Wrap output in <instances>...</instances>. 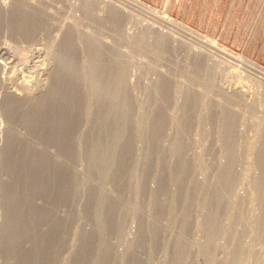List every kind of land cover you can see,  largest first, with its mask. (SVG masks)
<instances>
[{"label":"rangeland","instance_id":"1","mask_svg":"<svg viewBox=\"0 0 264 264\" xmlns=\"http://www.w3.org/2000/svg\"><path fill=\"white\" fill-rule=\"evenodd\" d=\"M32 1H0L2 11L6 10L7 7L9 8L13 3L19 6L22 5V8L26 5V11L31 8L29 10L31 13L36 15V17L42 16L43 18L38 19L39 28L37 27L31 39L26 38L25 35L23 36L18 32L6 29L5 26L8 24L10 18L8 15L9 12L3 13L0 19V264H10V261L11 264H87V260H84L87 256L86 254L91 250V242L97 241L99 235L124 234L127 239L134 236L133 231H136L138 226L140 227V217L138 218L132 215L133 207L131 205L139 203L142 205L140 208H142V203L144 202L158 203V201L167 199V195H155L151 198L148 194L168 187V185L170 186V184L164 183L167 182L165 178L169 177L170 173L176 174L178 172L185 174V176L187 175L192 182L190 184L191 186L196 185L197 188L204 186L208 189V197L205 195V198L204 195L198 194L195 196V202H193L194 204L204 202L203 204L205 205L196 206L193 204L191 214L188 217H190V225L193 228L203 226L206 223L208 225L211 219L216 220V222L213 221L215 225L214 232L207 233L211 235L210 237H213L210 241L220 243L222 246L220 249L209 251L212 257L215 258L216 263L228 264L229 252L231 253V251L235 250L233 246L238 244L241 245L238 250L240 252L242 250L243 253L241 252V254L235 255L234 257L239 259V264H264V202L258 195V180L260 177H264V165L257 162L259 159L256 156V146L260 144L261 138L264 136V71L247 62L251 61L264 68V0H159L165 4L174 5L172 9H159L155 4L141 0L159 12H165L172 18L200 32L202 35L208 36L209 42L226 48L235 56L214 52L192 37H181L171 32H164L166 39L163 43H158L157 33L161 31L158 29L160 25L154 23L145 14L130 9L114 0L111 1L112 4H116L115 6L117 7L121 4L119 8L121 7L130 15L129 18L115 25L105 23L99 14H96V10L92 11V9H89V12L82 0ZM103 5L105 8L102 13L104 14V18L106 17L107 19L106 13L108 9H106V4ZM31 6H34V8ZM41 7V10L44 11L43 13L39 9ZM35 8H38V14L35 13ZM44 13L46 15L48 14L47 16L45 15V18H48H44ZM94 14L95 16H92ZM122 22L125 23L123 24ZM74 27L75 29L73 30ZM145 29H148L150 33L146 37L141 36L139 38V34ZM70 33L72 35L71 37H73V54L71 58L73 62H76L80 66L79 68L83 67L85 62L87 48L84 46L88 40L89 44L93 43V45L107 50L111 49V51H105L103 53L104 55L106 53L105 56L100 55L101 63L113 64L118 62L122 67L124 82V84L122 83V87H124L119 88L121 91L120 94L119 92L115 94V100L112 101L114 102V107H120V102L124 101L127 105L129 104L130 107L127 106L129 108L134 105L132 106V110L135 116H132V118H135L137 116L136 114H140L141 112L140 115L143 114V117L147 115V117L156 118V120L160 119L158 121H161L159 122L160 124L158 123L157 136L155 137L158 140L154 144L149 141L151 136L149 132L147 133L148 130L142 133L140 135L141 137H138L135 135L134 130L128 127L127 130L129 131H126V135L122 141L125 143H122L123 146H125L124 148L121 146L123 150H126L127 154L125 153L124 156L123 153L125 151L121 150L123 153L116 155V161L111 164L108 177L105 180L102 179V181L98 177L96 168L88 160L90 149L95 144V142L92 143L93 145L91 144L92 139H96L98 134H100L99 126L97 125V116L93 113L87 119L80 107L83 105V102L76 101V103L81 104H78L80 110L77 111H80L79 114H76L78 112L75 111V113L70 114L73 117H70L69 114V117H67V114L61 117L58 124L60 125L61 123V127L56 125L60 129L58 127H56L58 129L55 127L50 129L48 126L44 127L41 122V124H34L35 126L31 123L33 126H30L28 124L30 120L25 122V114L29 111L31 104L28 105L23 100H17L18 98H14V101L12 100L14 102L12 113L7 112L4 103L7 100V95H9L8 92L12 90L19 89L18 91L22 92L21 94L24 97L25 95L27 97H37L45 91L46 86L52 80L50 72L56 64L54 51L53 53L51 52L53 49L51 45L54 42V45H56ZM93 34L98 36H94ZM91 36L96 38L94 39ZM76 37H79L78 39L80 41L78 42L79 44L75 43V45L74 38L76 39ZM90 38L93 40L91 41ZM96 39L100 42L97 43ZM115 49L122 50L117 51ZM112 50L117 53L119 52V54L122 52L124 54H120L122 56H116L117 54H113ZM111 57L113 61L109 60ZM53 63L55 64L53 65ZM81 79L82 81L79 80L77 85L80 87L82 85L87 86L88 84L86 82L84 83L87 76L84 75ZM16 83H18V86ZM114 89L109 88L112 91H119V89ZM189 91L190 93L192 92L191 94L196 93L195 99L192 98L190 100L187 96ZM79 97H83L81 93L78 94L77 100L80 99ZM90 97L88 101L90 103L92 102L91 104L95 107L99 98L97 93L93 92ZM116 98H119L121 101L119 99L117 101ZM24 105L26 108L24 107L22 109ZM224 107L226 109L232 108L236 116L234 136L237 147H231L234 152L230 150L225 138L218 137L217 135L219 127L215 122V115L225 116L222 112L225 109ZM71 119L72 121L70 122ZM40 125L42 126L40 127ZM54 128L55 130H53ZM16 131V136L15 134L14 136L12 135L13 139H11V133H15ZM74 133L81 134V153H78L77 146L72 140V137L75 136ZM176 138L183 142V154L184 158H186L184 163L178 162V156L168 154V150L173 148V142L174 140L176 141ZM136 139L137 141L135 142ZM28 142H31V146L34 149L30 150L27 158H22L27 161L30 159V162L23 161L21 160L22 158H19L22 156V148ZM10 144L13 146L10 147ZM16 144L21 148L20 150L19 147H16ZM128 147L131 149H128ZM252 147L253 149L256 148L253 150L251 149ZM139 154L141 155V161L139 163L132 162V157H139ZM10 155L12 156L10 157ZM32 155L36 157L35 162H33L34 157ZM12 157L14 160H12ZM21 163L23 164L20 165ZM25 166L30 171L29 174L26 173V177L22 172L26 168ZM230 169L234 173H232L230 182L224 184V181L221 180L223 176L220 174L221 170L224 172ZM75 171L78 174L76 176L79 182L85 188L79 187V190L75 187H73L74 189L72 188L74 181L73 174ZM94 172L95 175L93 176ZM97 180L101 181V184ZM26 185L30 187H26ZM99 186H102L103 193L105 192L104 194H107L105 197L103 194L100 195L98 193ZM178 186L176 183H172L170 187L178 188ZM24 187V191L29 188V201L31 202L32 200V203L28 202L26 207L28 200L25 198L23 201L26 202H22L25 206L23 204L22 206L27 208L28 212H32L28 213V216H32V218L25 217L27 216V211L23 213L16 211V214L13 211L16 206L15 203H17V198H14L15 195L17 196L16 192H20ZM80 189L84 190L82 191ZM210 189L213 190L211 191ZM222 190L225 191L220 193ZM136 192L138 193L136 194ZM214 192H217L219 198L215 196L216 194ZM7 196H9V199L6 198ZM178 199L175 198V200ZM123 203H127V206L123 208L125 211L123 210V212L118 214L117 210H119V206ZM226 203H228L227 208L224 207ZM104 204H110V206H105ZM212 204H216L217 208L215 209L216 206H212ZM210 207L216 212H213V209ZM24 208L23 210H25ZM222 208L228 210V212L226 214L225 212L222 213L224 211ZM177 209L179 211V208ZM231 210L233 212H230ZM34 211L35 216L33 215ZM106 211H109V213L107 214ZM208 212L209 214L212 213L213 216L207 215ZM214 213L218 218L216 216L214 218ZM229 213L234 214L233 216L230 215L232 219H230ZM10 216L12 218L15 217V219H12ZM151 216H153V213H151ZM175 216H177L175 224L179 225L180 222L178 221L179 219L181 220V215L177 212ZM119 218L126 220L125 226L113 228L112 225ZM209 218L211 219L208 221ZM9 219H12L10 221H13L14 227L16 225L18 228H12L13 226L11 225V227L7 226L3 229V224L9 222ZM18 220L20 222L19 225L15 224L18 223ZM26 220H29L28 224L30 223V226L27 225ZM162 221H164V218ZM23 222H25V225ZM28 226L29 229L26 230ZM33 226H37L35 228L38 230L36 231ZM140 228L153 230L145 227ZM185 229L184 232L186 233L196 231L189 230L190 227ZM235 232H237V236L233 237ZM18 234L21 237L24 235L25 238L23 237L21 239ZM30 238H33V244L31 243V245L30 242H26L30 241ZM115 238L113 243L119 242V239ZM121 239L123 240V237ZM17 241L22 243L18 244ZM36 245L38 246L36 247ZM124 252L126 253V250L123 251V254ZM35 253L38 255L36 256ZM12 255L13 260L9 258ZM28 255L32 259L30 257L28 258Z\"/></svg>","mask_w":264,"mask_h":264},{"label":"bare ground","instance_id":"2","mask_svg":"<svg viewBox=\"0 0 264 264\" xmlns=\"http://www.w3.org/2000/svg\"><path fill=\"white\" fill-rule=\"evenodd\" d=\"M1 1V0H0ZM8 1V0H7ZM15 1V0H14ZM27 1V0H25ZM32 1V0H31ZM37 1V0H35ZM46 1V0H45ZM84 3H85V6L87 8V10L89 9H92V11L96 10V14H99L100 18H102V20L108 24H112V25H115L117 24L118 22H121L122 20H126L127 18H129V14L126 13L125 10H123L121 7L119 8V6H121V4H124L126 7L130 8V9H134L140 13H143L145 14L148 18H150L151 20H153L154 23H157L158 25H160V27H158L160 33H157L158 35V43H163L164 40L166 39L165 37V34L164 32H167V33H175V34H178L179 36L181 37H192L194 38L196 41H198L200 44H202L203 46H207L208 48H210L211 50H213L214 52H218V53H222V54H226V55H232V56H235L233 53L229 52L226 48L224 47H220L218 46L217 44H213L211 42H209V39L207 38L208 36H204L202 35L200 32L196 31L195 29L191 28L190 26L186 25L185 23L181 22V21H178L174 18H172L170 15H168L167 13L165 12H159L157 9H155L154 7L152 6H149L147 3L141 1V0H114V1H117L119 3H121L118 7L115 6L116 4H112L111 1L113 0H82ZM33 2V1H32ZM31 2V3H32ZM116 2V3H117ZM36 3V2H35ZM39 3V2H38ZM37 3V4H38ZM41 3V2H40ZM44 3V2H43ZM118 3V4H119ZM4 4V3H3ZM11 4V3H10ZM30 4V3H29ZM28 4V5H29ZM103 4H106V9L107 10V19L106 17L104 18V14L102 13L104 11V8L105 6ZM117 4V5H118ZM2 4H0V19H1V15L5 12H9L8 15H9V22L8 24L5 26L7 30L9 31H15V32H18L19 34L21 35H25L26 38L28 39H31L32 38V35L36 32V29L38 27V22L39 20L38 19H41V17L34 15L33 13H31L29 10H31V8L28 9V11H26V5H24L22 8V5L19 6L17 4H14L11 5L9 8L7 7L6 10L2 11L1 9V6ZM5 5V4H4ZM40 5V4H39ZM38 5V6H39ZM50 5V4H49ZM35 6V5H34ZM34 6L32 8H34ZM42 6V5H41ZM30 7V6H29ZM36 7V6H35ZM45 8V7H44ZM43 8V10H44ZM85 8V9H86ZM125 8V7H123ZM127 8V9H128ZM4 9V8H3ZM36 9V8H35ZM34 9V10H35ZM38 9V8H37ZM36 9V12L38 14V10ZM40 10L42 9L39 8ZM47 10V9H45ZM55 10V8H54ZM42 11V10H41ZM53 11V10H52ZM106 11V10H105ZM33 12V11H32ZM44 11H42L43 13ZM90 12V10H89ZM99 12V13H98ZM40 13V12H39ZM41 13V14H42ZM54 13V12H53ZM92 13V12H91ZM90 13V14H91ZM40 14V15H41ZM51 14V13H49ZM45 13H44V18H45ZM48 15V14H47ZM46 15V16H47ZM55 15V14H54ZM62 15V14H61ZM52 16V14H51ZM50 16V18H51ZM59 16V15H58ZM92 16H95L92 15ZM39 17V18H38ZM48 18V17H46ZM45 18V19H46ZM68 18V17H67ZM94 18V17H93ZM97 18V17H96ZM99 18V17H98ZM43 19V18H42ZM66 19V18H65ZM70 19V18H69ZM64 20V19H63ZM42 21V20H41ZM54 21V20H53ZM68 21V20H67ZM71 21V20H70ZM69 21V22H70ZM100 21V19H99ZM102 21V22H103ZM50 22V21H49ZM48 22V23H49ZM55 22V21H54ZM73 22V21H72ZM101 22V21H100ZM1 23V22H0ZM42 23H45V22H42ZM60 23V22H59ZM123 23V22H122ZM125 23V22H124ZM123 23V24H124ZM41 24V23H40ZM51 24V23H50ZM54 24V23H53ZM65 24V23H64ZM68 24V23H67ZM121 24V23H120ZM44 26V25H43ZM60 26V25H59ZM71 26V25H70ZM73 26V25H72ZM118 26V25H117ZM76 27V26H75ZM75 27L73 28V30L75 29ZM103 27V26H102ZM101 27V28H102ZM39 28V27H38ZM42 28V27H41ZM88 28V27H87ZM123 28V26H122ZM46 29V28H44ZM63 29V28H62ZM61 29V31H62ZM77 29V28H76ZM91 29V28H90ZM112 29V28H111ZM57 30V29H55ZM88 30V29H87ZM104 30V29H102ZM39 31V30H38ZM64 31V30H63ZM100 31V30H99ZM113 31V30H112ZM122 31V30H121ZM51 32V31H50ZM66 32H69V31H66ZM73 32V31H72ZM87 33V31H85ZM97 32V31H96ZM84 33V32H83ZM85 33V34H86ZM150 32L148 31V29H145L143 32H141L139 35V38L142 37H146ZM68 34V33H67ZM88 34V33H87ZM92 34V33H91ZM109 34V33H108ZM17 35V34H16ZM64 35V34H62ZM76 35V34H75ZM83 35V34H82ZM94 35V34H93ZM96 35V34H95ZM94 35V36H95ZM18 36V35H17ZM59 36V35H58ZM61 36V35H60ZM69 36V37H68ZM67 37H64L63 40H60V42H58L56 45H54V43L51 45V47L54 49H52V53L54 51V58L56 59V64L53 63V65L55 64V67H53L54 69L51 70L50 72V76H51V82L49 83V85L46 86V89L45 91L42 92V94L40 96H31V97H27V95L22 96V92H19L17 90H12V91H9V95H7V100L4 102L5 103V107L7 108V112L8 113H12V110H13V101H14V98H18L17 100H23L24 102H26L28 105H30L29 107V111L27 112L26 117H25V122L29 121V125L30 126H33L34 124L36 125L37 123L39 124H43L44 127L48 126V128L52 129L53 127H58L60 125H62L60 123L59 124V121L61 120V117L64 115V114H67V117H73L72 114L73 112L75 113V111L77 110H80L79 105H81L80 103H76V101H79V102H83V105L80 106L81 109H82V112L86 115L85 117L88 119L90 117H88L90 114L92 115L93 113H95V115L97 116V125L99 126V133L98 134V137L96 139H92V143L95 142V144L93 145V147L90 149V153H89V156H88V160L89 162L92 163V165L96 168V172L98 174V177L103 180H105L107 177H108V174H109V171H110V168H111V164L114 163L116 161V155L119 153H123L122 151H125L123 154L125 156V153L127 154L126 150L122 149L121 146H123L122 142L124 140V137L126 135V131H129L127 130L128 127H131L133 130H134V133L136 136L138 137H141L140 135H142V133H144L145 131H147V133L149 132L150 133V138H149V141H151L153 144L158 140L155 139V137L157 136V129H158V123L161 122V121H158L160 119H157L156 118H151V117H146L144 118L140 112V114H136L137 116L135 118H132V116H135L133 114H135L132 110V105L131 108H129V104L127 105V103H125L124 101L122 102L119 98H116L117 101L118 99L121 101V106L116 108V106L114 107V102H112L113 100H115V94L117 92H119L120 94V87H122V83L124 84L123 82V69L122 67L117 63H111V64H104L103 62L101 63L100 62V55H104L103 53L106 51H111V49L107 50L105 48H102L100 46H96V45H93V43H85V48H87V55L85 57V62H84V65L83 67L79 68L80 66L76 63V62H73L72 61V54H73V37H71V33L68 35ZM79 36V35H78ZM81 36V35H80ZM86 36V35H85ZM83 36V37H85ZM89 36V35H88ZM87 36V38H88ZM98 36V35H96ZM109 36V35H108ZM43 37V36H42ZM92 37V36H91ZM107 37V36H106ZM79 38V37H78ZM76 37V39L74 38V44L77 43L79 44L78 42L80 41ZM82 38V37H81ZM80 38V39H81ZM94 38V37H92ZM92 38L91 41L93 40ZM96 38V37H95ZM94 38V39H95ZM58 39V38H57ZM86 39V37H85ZM84 39V40H85ZM83 40V41H84ZM16 41V40H15ZM18 41V40H17ZM87 41V40H86ZM90 41V42H91ZM97 43H99L100 41L97 40ZM105 41H107L105 39ZM82 42V41H81ZM80 42V43H81ZM95 43V41H94ZM24 44V43H23ZM96 44V43H95ZM108 44V43H107ZM42 45V44H41ZM76 45V44H75ZM81 45V44H80ZM122 45V44H121ZM113 46V45H112ZM115 46V45H114ZM128 46V45H127ZM106 47V45H105ZM130 47V46H129ZM135 47V46H134ZM115 48V47H114ZM119 48V47H118ZM133 49V48H132ZM24 50V49H23ZM33 50V49H32ZM117 50V49H115ZM119 50H122V49H119ZM117 50V51H119ZM44 51V50H43ZM102 51V52H101ZM114 50H112V53L113 54H117L116 56H122L120 54H124L123 52L119 54V52L117 53H114L113 52ZM38 53V52H37ZM112 54V55H113ZM106 55V53H105ZM104 55V56H105ZM111 55V53H110ZM15 56V55H14ZM20 56V55H19ZM53 56V55H52ZM109 56V55H108ZM40 57V56H39ZM110 57V56H109ZM113 57V56H112ZM112 57L109 59V60H112ZM106 58V57H105ZM119 58V57H118ZM126 58V57H125ZM240 58V57H239ZM121 59V57H120ZM120 59H116V60H120ZM128 59V58H126ZM242 59V58H241ZM104 60V59H102ZM244 60V59H243ZM54 61V60H53ZM113 61V60H112ZM124 61V60H123ZM105 62V61H104ZM108 62H111V61H108ZM251 64H253L254 66H256L257 68L261 69L264 71V68L260 67L259 65L257 64H254L252 63L251 61H247ZM107 63V62H106ZM120 63V62H119ZM129 63V62H128ZM52 64V63H51ZM117 64V65H116ZM39 67V66H38ZM126 69V68H125ZM8 71V70H6ZM5 71V72H6ZM49 72V71H48ZM125 73V72H124ZM2 75V74H1ZM14 75V74H13ZM71 75H73L71 77ZM87 76V79H85L84 83L86 82V84H88L87 86L86 85H82V87L78 86L77 84L79 83V80L82 81V77L83 76ZM10 78H12L11 76H9ZM28 77V76H27ZM81 77V78H80ZM20 78V77H19ZM4 80V79H3ZM19 80V79H18ZM5 81V80H4ZM13 82V81H12ZM18 82V81H17ZM22 82V81H21ZM26 83V82H25ZM46 83V82H45ZM10 84V83H9ZM18 83H16L17 85ZM23 84V83H22ZM33 84V83H32ZM5 85V84H4ZM24 85V84H23ZM31 85V84H29ZM15 86V84H14ZM18 86V85H17ZM157 86V85H156ZM112 87V88H111ZM116 89H114V88ZM124 87V86H123ZM122 87V88H123ZM26 88V87H25ZM29 88V87H28ZM27 88V89H28ZM110 89H114V90H117L119 89V91H112V90H109ZM155 88V87H154ZM158 88V86H157ZM24 89V88H23ZM32 89V88H31ZM10 90V89H9ZM22 90V89H21ZM123 90V89H122ZM112 91V92H111ZM24 92V91H23ZM93 92L97 93L98 95V100H97V105L94 107L90 101H88V98H91L90 95L93 94ZM154 92V91H153ZM194 92V91H193ZM6 93V91H5ZM25 93V92H24ZM36 93V92H35ZM41 93V92H40ZM81 93V97L83 99L80 100H77L78 98V94ZM124 93V92H123ZM122 93V95H123ZM192 93V92H191ZM190 91L188 92L187 96L190 98V100L193 98L195 99L196 98V93L195 94H191ZM221 93V92H220ZM26 94V93H25ZM29 94V93H28ZM125 94V93H124ZM161 94V93H160ZM118 95V94H117ZM30 96V95H29ZM80 96V95H79ZM119 96V95H118ZM125 96V95H124ZM123 97V96H122ZM126 97V96H125ZM97 98V97H96ZM114 98V99H113ZM156 98V97H155ZM125 99V98H124ZM160 99V98H159ZM158 99V100H159ZM13 100V101H12ZM126 100V99H125ZM231 101V100H230ZM21 103V102H20ZM19 103V104H20ZM118 103V102H117ZM226 103V102H225ZM95 104V103H94ZM21 105V104H20ZM116 105V104H115ZM16 106H18L16 104ZM129 106V107H127ZM158 106V105H156ZM229 106V105H228ZM19 107V106H18ZM24 107L26 108V106L24 105L22 109H24ZM95 110H94V108ZM142 107V106H141ZM16 108V107H15ZM14 108V110H15ZM139 108V107H138ZM225 108V107H224ZM28 109V107H27ZM143 109V108H142ZM232 108H225L222 112L225 114V116L221 117V116H216L215 115V122L217 124V126L219 127L218 130H217V135L218 137H223L225 138V141L226 143L228 144V146L230 147V150H232V148H234L237 144H236V140H235V136H234V127H235V123H236V120H235V114L233 113V110ZM20 110V109H19ZM139 111V109H137ZM26 111V110H24ZM95 111V112H94ZM14 112V111H13ZM22 112V110H21ZM78 112V111H77ZM137 112V111H136ZM155 112L157 113V111L155 110ZM16 113V112H15ZM19 114V112H17ZM24 113V112H23ZM80 111L76 114H79ZM154 113V112H153ZM69 114V116H68ZM132 114V115H131ZM21 115V114H20ZM74 115V114H73ZM151 115V114H150ZM14 117V115H12ZM23 116V115H21ZM81 116V115H80ZM76 117V116H74ZM79 117V116H78ZM23 118V117H22ZM66 119V118H65ZM86 119V120H87ZM24 120V119H23ZM22 120V121H23ZM85 120V121H86ZM72 121V119L70 120V122ZM74 121V120H73ZM84 121V120H83ZM90 122V120H88ZM24 122V121H23ZM41 122V123H40ZM63 122V121H62ZM68 122V120H67ZM69 122V123H70ZM81 122V121H80ZM87 122V121H86ZM11 123V122H10ZM33 125H32V124ZM26 124V125H28ZM68 124V123H67ZM76 124V123H75ZM79 124V123H78ZM77 124V125H78ZM83 124V123H81ZM160 124V123H159ZM215 124V125H216ZM1 125V124H0ZM13 125V124H12ZM34 125V126H35ZM58 125V126H56ZM72 125V124H71ZM38 126V125H37ZM42 125H40L41 127ZM69 126V125H68ZM162 126V124H161ZM29 127V126H28ZM61 127V126H60ZM185 127V126H184ZM223 129H222V128ZM13 128V127H12ZM31 128V127H29ZM34 128V127H33ZM38 128V127H37ZM43 128V127H42ZM55 128L53 130H55ZM59 128V127H58ZM56 128V129H58ZM64 128V127H63ZM72 128V126H71ZM81 128V127H80ZM94 128V127H93ZM130 128V129H131ZM15 129V128H13ZM12 129V130H13ZM32 129V128H31ZM44 129V128H43ZM46 129V128H45ZM60 129V128H59ZM67 129V128H66ZM85 129V128H84ZM11 130V129H10ZM16 130V129H15ZM70 130V129H68ZM75 130V129H74ZM80 130V129H78ZM35 131V130H34ZM66 131V130H65ZM76 131V130H75ZM91 131V130H90ZM94 131V130H93ZM96 131V130H95ZM11 132V131H10ZM13 132V131H12ZM45 132V131H44ZM50 132V131H49ZM16 133H11V139H13L12 135L16 136ZM56 133V132H55ZM54 133V134H55ZM66 133V132H65ZM68 133V132H67ZM32 134V133H31ZM75 134V133H74ZM83 134V133H82ZM146 134V133H145ZM178 134V133H177ZM51 135V134H50ZM62 135V134H61ZM184 135V134H183ZM88 136V135H87ZM20 137V136H19ZM49 137V136H48ZM58 137V136H57ZM65 137V136H64ZM63 137V138H64ZM146 137V136H145ZM135 138V137H134ZM40 139V138H39ZM140 139V138H139ZM145 139V138H144ZM261 142L259 145H257V159H259L257 162L264 165V136L263 138H261ZM9 140V139H8ZM25 140V139H24ZM72 140L73 142L76 144V148L78 149V153H81L82 150L80 149L82 147V138H81V134L79 133H76L75 136L72 137ZM71 140V141H72ZM84 140V139H83ZM146 140V139H145ZM182 140V139H181ZM259 140V139H258ZM21 141V140H20ZM70 141V140H69ZM125 141H126V138H125ZM137 141V139L135 140V142ZM148 141V140H147ZM14 143V142H13ZM67 143V142H66ZM70 143V142H69ZM68 143V144H69ZM87 143V142H86ZM127 143V142H126ZM157 143V142H156ZM24 144V143H22ZM25 147L22 148L21 152H22V156L19 157V158H27L28 155L30 154V150L31 149H34L33 146H31V142L29 143H25ZM90 144V145H91ZM125 144V143H124ZM129 144V143H128ZM42 145V144H41ZM86 145V144H85ZM10 147L11 144L9 145ZM125 146V145H124ZM123 146V148H124ZM127 146V144H126ZM131 146V145H130ZM129 146V147H130ZM135 146V145H134ZM254 147V145H252ZM9 147V148H10ZM14 147H15V144H14ZM13 147V148H14ZM16 147H19L17 146L16 144ZM38 147V146H37ZM128 149H131L129 148ZM232 147V148H231ZM237 147V146H236ZM251 147V146H250ZM253 147L251 149H253ZM255 147V148H256ZM254 148V149H255ZM11 149V148H10ZM21 148L19 147V150ZM86 149V148H85ZM127 149V148H126ZM250 149V148H249ZM253 149V150H254ZM7 150V149H6ZM17 150V151H19ZM122 150V151H121ZM183 142L179 141L177 138H176V141L174 140L173 142V148H171L170 150H168V154H173V155H176L178 156V162L179 163H184L186 161V158H184V154H183ZM229 150V151H230ZM75 151V150H74ZM233 151V150H232ZM254 151V152H256ZM73 152V151H72ZM234 152V151H233ZM253 152V154H254ZM11 153V152H10ZM14 153V151H13ZM35 153V152H34ZM39 153V152H38ZM231 153V152H230ZM252 153V152H251ZM15 154V153H14ZM41 154V152H40ZM72 154V153H71ZM118 154V155H119ZM232 154V153H231ZM230 154V155H231ZM235 155V153H233ZM19 155V154H18ZM82 155V154H81ZM137 155V154H136ZM233 155V156H234ZM250 155V154H249ZM12 155H10L11 157ZM15 156V155H14ZM17 156V155H16ZM20 156V155H19ZM34 157V155H32ZM121 157H123L122 155H120ZM119 156V157H120ZM127 156V155H126ZM140 154H139V157L136 156V157H132V162L134 163H139L141 161L140 159ZM147 156V155H146ZM232 156V157H233ZM253 156V155H251ZM131 157V156H130ZM254 157V156H253ZM13 158V157H12ZM23 158L21 160H23ZM31 158V157H30ZM38 158V157H37ZM127 158V157H126ZM124 158V159H126ZM149 158V157H148ZM234 158V157H233ZM17 159V158H16ZM82 159V158H81ZM84 159V158H83ZM129 159V158H128ZM146 159V158H145ZM156 160V158H154ZM256 159V160H257ZM14 160V158L12 159ZM26 160V159H24ZM23 160V161H24ZM30 159H28L29 161ZM36 160V157H34V161L35 162ZM121 160V159H120ZM231 162H232V159L230 158ZM234 160V159H233ZM18 161H20V159H18ZM27 161V160H26ZM25 161V162H26ZM27 161V162H28ZM31 161V162H32ZM127 161V160H126ZM130 161V159H129ZM151 161V160H150ZM148 161V162H150ZM154 161V160H153ZM235 161V160H234ZM233 161V162H234ZM22 162V161H21ZM30 162V161H29ZM39 162V161H37ZM158 162V160H157ZM230 162V161H229ZM15 163V161H14ZM13 163V164H14ZM125 163V162H124ZM155 163V162H154ZM228 163V162H227ZM9 164V163H8ZM23 163H21L20 165H22ZM25 164V163H24ZM87 164V163H86ZM29 165V164H28ZM31 165V164H30ZM36 165V164H35ZM228 165V164H227ZM7 166V165H6ZM10 167V166H9ZM24 167V166H23ZM26 167V166H25ZM32 167V165H31ZM29 168V167H28ZM229 168V167H228ZM226 168V169H228ZM24 169V168H23ZM22 169V170H23ZM91 169H93L91 167ZM21 170V171H22ZM224 170H225V166H224ZM24 174H25V177H26V173L29 174V169H27V167L22 171ZM20 172V173H22ZM22 173V174H23ZM87 173V172H86ZM85 173V174H86ZM91 173V171H90ZM89 173V174H90ZM158 173V172H156ZM170 173V172H169ZM168 173V174H169ZM226 176H224L225 174ZM232 173H234L231 169L230 170H226L224 172H222L221 170V173L223 176L221 178V180L224 181V184H228L230 182V179L232 178ZM28 174H27V177H28ZM77 172L75 171L74 174H73V187H75L77 190H79V187L83 188V184L79 182L77 176H76ZM88 174V176H89ZM155 174V173H154ZM188 174V173H187ZM87 175V174H86ZM95 175V172L93 174V176ZM174 175V176H173ZM87 178V177H86ZM90 178V177H89ZM94 178V177H93ZM97 179V178H96ZM162 179H163V176H162ZM167 180V182H164L165 184H170V186L172 185V183H176L178 186V188H172L168 185V187H165V188H161L159 189V191L157 190L156 192L154 193H147L149 196H158V195H167V199L163 200V201H158L157 202H153V203H147V202H144L142 203L143 204V207L140 208L142 205L139 204V203H135L133 205H131L133 208H132V215H135L136 217H140L139 218V224H140V227H145V228H150V229H153V230H149V229H144V228H140L139 226L137 227L138 228V232L137 234L135 235V238L130 240V239H127L125 237V235H121V234H113V235H107V234H104V235H99L97 238V241H90L91 244H92V247L90 248L91 250L87 252V256L85 257V261L87 262V264H149L152 259L156 258L159 254H165L167 255V253H170V258L174 259L177 261V263L175 264H186V258H187V255L189 254L190 250L188 249V245L191 244V239L190 238H193L195 235H191V234H187L185 231V228H193L191 225H190V214H191V207L192 205L194 204L193 202H195V199L198 194L200 195H206L208 197V189L204 186H200V187H196L195 186H191L190 184L192 183L191 180L187 177V175L185 176V174H182L181 172H178L176 174L174 173H170L169 174V177H166L165 178ZM72 180V179H71ZM82 180V179H81ZM98 181V180H97ZM101 181H98L99 183ZM222 181V182H223ZM65 183V182H64ZM87 183V182H86ZM91 183V182H89ZM218 183V182H217ZM258 195L260 196V198L262 199V201L264 202V177H260V179L258 180ZM101 184V183H100ZM105 184V183H103ZM102 184V185H103ZM221 184V183H220ZM28 185V184H27ZM26 187H30V186H27ZM66 185V184H65ZM219 185V184H218ZM216 185V186H218ZM222 185V184H221ZM86 186V185H85ZM98 186V185H97ZM228 186V185H227ZM100 187V186H99ZM220 187V186H219ZM229 187V186H228ZM85 188V187H84ZM214 188H216L214 186ZM25 187L23 188V190H21L20 192H16L17 193V196L15 195L14 198H17V203L16 206L14 207V210L15 211V214H16V211L19 212V213H23V212H26L27 211V208H24L22 206V202H26V201H23L25 198L26 200H28L26 202V207H27V203L30 202V196H29V188L28 190L26 189L24 191ZM68 189V188H67ZM74 189V188H73ZM90 189V188H89ZM97 189V188H96ZM220 189V188H218ZM222 189V188H221ZM82 190V189H80ZM84 190V189H83ZM82 190V191H83ZM211 190V189H210ZM213 190V189H212ZM211 190V191H212ZM216 190V189H215ZM214 190V191H215ZM68 191V190H67ZM105 191V190H104ZM145 191V190H144ZM218 191V190H217ZM225 191V190H224ZM223 190L220 191V193L224 192ZM32 192V191H31ZM71 192V191H70ZM78 193V192H77ZM98 193L101 195L103 194V196L105 197V195L107 194H104L103 193V188L102 186L98 189ZM138 192H136L137 194ZM212 193V192H210ZM209 193V194H210ZM15 194V193H14ZM13 194V195H14ZM31 194V193H30ZM96 194V193H95ZM131 194V192H130ZM143 194V193H142ZM146 194V195H147ZM214 194H216L215 196H217V192H214ZM226 194V193H225ZM135 195V194H134ZM140 195V193H139ZM145 196V194H143ZM219 195V194H218ZM223 195V194H222ZM98 196V195H96ZM137 196V195H136ZM141 196V195H140ZM143 196V197H144ZM177 196V197H176ZM205 196V198H206ZM214 196V195H213ZM230 196V195H229ZM9 196H7L6 198H8ZM13 198V196H11ZM160 197V196H159ZM199 197V196H198ZM211 197V196H210ZM218 197V196H217ZM225 197V196H224ZM34 198V197H33ZM32 198V199H33ZM100 198H102L100 196ZM170 198V200H168ZM175 198H179L178 200H175ZM204 198V197H203ZM216 198V197H215ZM219 198V197H218ZM9 199V198H8ZM221 199V198H220ZM223 199V198H222ZM231 199V198H230ZM35 200V199H34ZM157 200V199H156ZM155 200V201H156ZM205 200V199H204ZM21 204H20V202ZM209 201V200H208ZM207 201V202H208ZM212 201V200H211ZM217 201V200H216ZM221 201V200H220ZM237 201V200H236ZM35 202V201H34ZM33 202V204H34ZM32 203V200L31 202ZM105 203V202H104ZM204 202L200 203V204H194V205H201V206H204L205 204H203ZM206 203V202H205ZM214 203V202H213ZM223 203V202H222ZM230 203V201H229ZM37 204V202H36ZM102 204V203H101ZM124 204V203H123ZM121 204L119 206V210H117V213L120 214L121 212H123V208L125 206H127V203H125L124 205ZM217 204V203H216ZM216 204H212V206H216ZM220 204V202H219ZM225 204V203H224ZM228 203H226V205L224 207L227 206ZM240 204V203H239ZM18 205V206H17ZM24 205V204H23ZM105 206H110V204H104ZM129 205V204H128ZM25 206V205H24ZM99 206V205H98ZM211 206V205H210ZM217 206L220 207V205L217 204ZM217 206L215 207V209L217 208ZM233 206V205H232ZM22 207V208H21ZM29 207V206H28ZM209 207V206H208ZM218 207V208H219ZM228 207V206H227ZM226 207V208H227ZM231 207V206H230ZM235 207V206H234ZM23 208L25 210H23ZM179 208V211L178 209ZM204 208V207H203ZM207 208V207H206ZM212 208V207H210ZM240 208V207H239ZM238 208V209H239ZM13 209V208H12ZM213 209V208H212ZM211 209V211H212ZM220 209V208H219ZM223 209V208H222ZM231 209V208H230ZM234 209V208H233ZM232 209V210H233ZM236 209V208H235ZM29 210V209H28ZM153 210V211H152ZM218 210V209H217ZM224 210V209H223ZM230 211V212H233V211ZM11 211V210H10ZM30 211V210H29ZM98 211V210H97ZM110 211V210H109ZM109 211H106V213L108 214ZM125 211V210H124ZM219 211V210H218ZM218 211H217V214H218ZM103 212V211H102ZM178 212V214L181 215V220L179 219L178 222L179 225H176L175 224V221H176V213ZM213 212H216L214 211L213 209ZM225 212H228V210H224L222 211V213ZM28 213H32V212H28L27 211V216L25 217H30L28 216ZM100 213V212H99ZM131 213V211H130ZM151 213H153V216H151ZM211 213V212H210ZM14 214V213H13ZM12 214V216H14ZM35 214V211L33 212V215ZM117 214V215H118ZM123 214V213H122ZM220 214V212H219ZM223 214V215H225ZM30 215V214H29ZM57 215V214H56ZM124 215V214H123ZM122 215V217H123ZM208 215L210 216H213V214H209ZM229 216L230 215H234V214H228ZM8 216V215H7ZM19 216V215H18ZM22 216V214H21ZM35 216V215H34ZM179 216V215H178ZM216 214L214 213V218H215ZM228 216V217H229ZM11 217V216H10ZM9 217V218H10ZM217 217V216H216ZM235 217V216H234ZM12 218V217H11ZM23 218V217H22ZM32 218V216L30 217ZM60 218V217H59ZM164 218V221H162ZM179 218V217H178ZM218 218V217H217ZM237 218V217H235ZM12 219H15L12 218ZM12 219H9V222L7 221H4V222H7L5 224H3L4 226L2 227L3 229H5L7 226H10L11 225L13 226L12 228H18L16 225L14 227V224L12 223L13 221H10ZM17 219V218H16ZM20 219V218H19ZM25 219V218H24ZM27 219V218H26ZM29 219V218H28ZM36 220V218H34ZM98 219V218H97ZM126 219V218H125ZM189 219V220H188ZM211 218L208 219V221L210 220ZM230 219L231 216H230ZM8 220V219H7ZM31 220V219H29ZM29 220H26L27 221V225L30 226V223L28 224V221ZM102 220V219H101ZM167 220V221H165ZM218 220V219H217ZM25 221V220H24ZM33 221V219H32ZM31 221V222H32ZM72 221V220H71ZM100 221V220H99ZM214 219L210 220L209 223H208V231L209 232H212L215 228V225L213 223ZM230 221V220H229ZM3 222V223H4ZM18 223H15V224H18L19 225V220L17 221ZM37 222V221H36ZM125 222L126 220L122 219V218H119L117 219V221H115V224L112 225L113 228H121V227H124L125 226ZM164 222V223H163ZM211 222V223H210ZM216 222V220L214 221ZM220 222V221H219ZM24 225H25V222H23ZM228 223V222H227ZM32 224V223H31ZM36 224V223H35ZM102 224V223H101ZM106 225V224H105ZM207 225V223L205 224ZM2 226V224H1ZM23 226V225H22ZM20 226V227H22ZM29 226L28 228L26 227V230L29 229ZM38 226V225H37ZM35 226V227H37ZM73 226V225H72ZM99 226V225H98ZM107 226V225H106ZM110 226V225H109ZM217 226V225H216ZM220 226V225H219ZM24 227V226H23ZM33 226V228H35ZM179 228V230L177 232H174L173 234L171 233H165L164 230L168 229V228ZM223 227V226H222ZM233 227V226H232ZM9 228V227H8ZM31 228V229H33ZM39 228V227H38ZM11 229V228H10ZM220 229V228H219ZM224 229V228H223ZM226 229H227V226H226ZM15 230V229H14ZM18 230V229H17ZM16 230V232H17ZM23 230V228H22ZM36 230V228H35ZM38 230V229H37ZM36 230V231H37ZM145 230V231H144ZM3 231H6V230H3ZM8 231V229H7ZM31 231H34V230H31ZM220 231V230H219ZM223 231V230H222ZM227 231V230H226ZM229 231V230H228ZM9 232V231H8ZM15 232V231H13ZM19 232V231H18ZM24 232H27V231H24ZM214 232V231H213ZM231 232V231H230ZM4 233V232H3ZM33 233V232H32ZM35 233V232H34ZM37 233V232H36ZM227 233V232H226ZM225 233V234H226ZM237 232H235L233 234V237L237 236L236 234ZM6 234V233H4ZM14 234V233H13ZM20 234V233H19ZM18 234V235H19ZM28 234V233H27ZM31 234V232H30ZM29 234V236H30ZM228 234V233H227ZM17 235V236H18ZM32 235V234H31ZM35 235V234H34ZM239 235V234H238ZM16 236V235H15ZM21 237V235H19ZM24 238L25 236L22 235ZM37 236V235H36ZM35 236V237H36ZM211 236V235H210ZM232 236V234H231ZM14 237V236H13ZM21 237V239L23 238ZM114 237H116L117 239H119V242H114L113 243V240H114ZM123 237V240L121 239ZM228 237L230 238V236L228 235ZM12 238V237H11ZM16 238V237H15ZM34 238V237H33ZM32 238V239H33ZM115 238V239H116ZM213 238V237H212ZM216 238V237H215ZM232 238V237H231ZM239 238V236H238ZM237 238V240H238ZM28 239V237H27ZM31 239V238H30ZM32 239L30 241H26V239H24V241L26 242H30V245L32 243ZM17 240V239H16ZM19 240V239H18ZM37 240V239H36ZM122 240V241H121ZM234 240V239H233ZM232 240V242H233ZM22 241V240H21ZM236 241V240H235ZM241 241V240H240ZM12 242H15V241H12ZM18 242V241H17ZM34 242V241H33ZM193 242V241H192ZM20 242H18L19 244ZM22 243V242H21ZM20 243V244H21ZM234 243V242H233ZM236 243V242H235ZM24 244V242H23ZM22 244V245H23ZM29 244V243H28ZM26 244V245H28ZM33 244V243H32ZM35 244V243H34ZM240 244V243H239ZM29 246V245H28ZM38 245H36L37 247ZM228 246V245H227ZM24 248H27L25 246H23ZM31 247V246H30ZM28 247V248H30ZM33 247V245H32ZM31 247V248H32ZM35 247V246H34ZM35 247V248H36ZM235 248V250L231 251V253L229 252L230 256H229V260L227 261L228 264H239V259L234 257L235 255H238V254H241V252L238 250L239 247H241V245H235L233 246ZM23 248V250H24ZM170 248V252H168L167 250ZM33 249V248H32ZM31 249V251H32ZM37 249V248H36ZM38 249H40L38 247ZM230 249V248H229ZM241 249V248H240ZM6 250V249H5ZM29 250V249H28ZM26 250V251H28ZM126 250V253L124 252L123 254V251ZM9 251V250H7ZM6 251V252H7ZM37 252V251H35ZM41 252V251H40ZM8 253V252H7ZM11 253V252H10ZM28 253H30L28 251ZM33 253V252H32ZM31 253V254H32ZM39 253V251H38ZM216 253V252H215ZM243 253V252H242ZM255 253V252H254ZM9 254V253H8ZM12 254V253H11ZM26 254V253H24ZM36 254V253H35ZM34 254V255H35ZM123 254V255H122ZM264 254V253H263ZM32 255V256H34ZM38 254H36L37 256ZM8 256V255H7ZM10 256V255H9ZM27 256V255H25ZM24 256V257H25ZM241 256V255H240ZM15 257V256H14ZM30 257V255H28V258ZM9 258H13V255L12 257H9ZM27 258V259H28ZM32 259V257H30ZM34 258V257H33ZM36 259V257H35ZM38 259V258H37ZM261 259V258H260ZM13 260V259H12ZM30 260V259H29ZM116 260H118L117 262H115ZM258 260V258H257ZM264 260V259H263ZM28 261V260H26ZM35 262V261H34ZM226 262V261H225ZM32 263V262H31ZM10 264H11V261H10Z\"/></svg>","mask_w":264,"mask_h":264},{"label":"built area","instance_id":"3","mask_svg":"<svg viewBox=\"0 0 264 264\" xmlns=\"http://www.w3.org/2000/svg\"><path fill=\"white\" fill-rule=\"evenodd\" d=\"M207 226L208 225H203L200 227L189 229V230H196V231L187 233V234H191L195 236L193 238H190L193 242L191 241V244L188 245V249L190 250V252L186 258L187 259L186 264H217L215 258L212 257L209 251L220 249L222 246L220 245V243H215V242L210 241L212 237H210V235L207 234L209 232ZM178 230L179 228L175 227V228H168L164 231L167 234L168 233L173 234L174 232H177ZM137 232H138V228L136 229V231H133L134 236L128 239L130 240L134 239ZM168 252H170V248ZM169 255L170 253H167V255L159 254L156 258L152 259V261L149 264H175L177 263V261L170 258Z\"/></svg>","mask_w":264,"mask_h":264},{"label":"crops","instance_id":"4","mask_svg":"<svg viewBox=\"0 0 264 264\" xmlns=\"http://www.w3.org/2000/svg\"><path fill=\"white\" fill-rule=\"evenodd\" d=\"M146 1L155 4V6L159 9H172V8H174V5L165 4L163 2H160L159 0H146Z\"/></svg>","mask_w":264,"mask_h":264}]
</instances>
